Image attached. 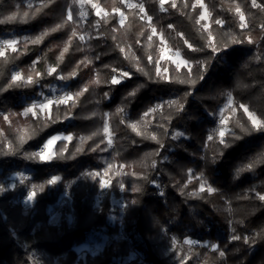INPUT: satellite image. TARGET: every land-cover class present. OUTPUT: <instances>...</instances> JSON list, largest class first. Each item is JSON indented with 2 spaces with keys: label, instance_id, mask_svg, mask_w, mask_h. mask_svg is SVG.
I'll use <instances>...</instances> for the list:
<instances>
[{
  "label": "trees",
  "instance_id": "16d2710c",
  "mask_svg": "<svg viewBox=\"0 0 264 264\" xmlns=\"http://www.w3.org/2000/svg\"><path fill=\"white\" fill-rule=\"evenodd\" d=\"M139 1L152 17L151 25L157 29L151 41L147 39L151 26L146 19H141L143 13L138 8H128L122 0H94L109 15L97 16L89 6L85 23L79 15V6L72 0H0V20L16 16L14 21L0 24V38L12 33L21 37L17 52L7 50L0 57V86L6 87L15 71L26 77L34 61L35 70L42 74L35 77L32 73L39 80L32 86L0 91V185L15 172L24 169L30 172L14 189L0 193V264H35L30 256L34 249L51 256L65 255L61 257V264H112L116 257L128 256L132 250L138 253L134 264H264V201L255 196L256 192L264 194V163H258L253 171L236 174L242 164L264 158V131H255L247 114L239 108L244 104L264 120V11L253 7L252 0H204L211 13L208 30L217 43L223 45L233 36L245 41L251 36L253 43L231 44L217 53L207 47L193 52L184 40L201 47L206 44L207 36V31L201 29V21L197 23L201 7L192 8L195 0H187L188 7L184 6L185 0H176V8L167 2L164 4L167 11L160 10L159 0ZM256 3L264 5V0ZM237 5L245 16L247 27L243 29L238 26L243 22L235 11ZM113 8L123 11L126 19L122 26L119 13ZM69 9L72 21L50 32L40 44L29 42L25 48V37L34 38L62 23ZM24 13L28 16L26 22H21ZM216 19L223 20V25L215 24ZM73 30L77 32L76 37L71 36ZM86 30L91 34L81 41L79 35ZM160 33L168 46L180 50L193 62L190 78L196 81L194 86L172 82L187 80L189 74L187 68L177 69L170 60L163 62L167 71H161L169 79L155 75L162 47ZM69 40V51L61 62L57 58ZM117 45L125 48L128 58ZM133 54L137 59H132ZM148 56L152 62H148ZM82 60L91 63L85 67L80 64ZM195 61L208 65L203 80L199 79L200 70ZM136 64L152 78L138 72L133 66ZM50 66L57 67V73L47 75ZM113 68L128 71L130 77L117 85L107 83L113 75H118ZM73 70L77 71L75 77L58 78ZM96 79L101 82L90 83ZM59 81L67 82L73 93L85 85L88 91L79 97L70 112L72 102L58 108L53 105L56 123L40 114L29 115L23 118L24 127L17 129L13 120H3L6 113L21 117L27 101ZM137 88L136 95L129 97L128 93ZM227 93H231L232 107L236 109L229 117V130L241 139L226 134L224 139L231 146L224 148L218 144V136L214 135L212 141L207 137L215 132L214 113L227 101ZM170 100L183 103V111L177 112L175 106L169 108ZM158 104L165 107L144 118V113ZM120 107L125 109L123 113L117 112ZM138 121L139 131L144 135H137L128 127ZM237 121L249 132H243ZM105 123L110 127L113 144L103 163L100 157L107 144ZM161 124L165 127H159ZM58 132L70 134L73 139L59 140L52 160L24 158V153L38 151ZM176 132L184 135L174 140ZM151 133L156 134L160 143L145 138ZM21 134L26 138L23 144L19 140ZM29 135L31 139H27ZM62 146L66 147L63 160L58 158ZM77 148L81 151L77 152ZM93 148L96 150L92 151ZM220 151L222 156L218 155ZM5 152L15 154L4 155ZM73 155L74 158H67ZM101 170L107 174L110 184L99 206H95L102 191L101 178L86 173ZM201 174L218 192L200 191ZM54 176H60L61 180L47 184ZM33 184L37 185L35 206L25 215L22 204L14 203L13 198L18 193L26 195ZM68 185H72L71 200L62 205L60 222L52 224L49 206L57 202ZM113 194L127 201L122 226H111L108 222ZM245 196L248 198L244 199ZM104 228L124 236L113 239L96 256L87 255L85 261L79 259L75 247L84 244L91 232ZM255 233L261 235L251 244ZM232 235H240L241 240H231ZM245 236L250 238L251 246L243 242ZM187 239L207 244L188 245L184 243ZM212 244L218 245V249L213 250ZM221 250L225 252L224 257L219 256Z\"/></svg>",
  "mask_w": 264,
  "mask_h": 264
},
{
  "label": "snow or ice",
  "instance_id": "6c2138e0",
  "mask_svg": "<svg viewBox=\"0 0 264 264\" xmlns=\"http://www.w3.org/2000/svg\"><path fill=\"white\" fill-rule=\"evenodd\" d=\"M77 2L81 5V7H83V4L85 2H91V0H73V3H77ZM122 2H123V0H122ZM166 2H167V0H159L160 10L161 11H167V9L164 8V4ZM197 5H199L201 8H203V12L199 15V18L197 20V23H199L202 20L208 19L210 17L211 13L209 12L207 6L204 4V0H195V4L192 5V8L195 9V7ZM43 6H46V4L42 5V7ZM184 6L188 7L187 0H185ZM252 6L260 8L262 11H264V5L257 4L256 0H252ZM92 7L94 9H96V13L95 14L97 16H100L102 9L98 6V4L93 3ZM127 7L128 8H132V9L138 8L139 12L143 13V16H141V19H145L146 18L148 23H149V25L151 26V35H149L147 37V39L149 41H151L152 37L157 35V29H156L155 26L151 25L152 17L150 15H148L147 12L145 11L143 3H140V4L128 3ZM171 7L172 8H176L177 7L176 0H171ZM37 11H39V9H37ZM113 11L119 13V16H120L119 23L122 26L124 24V22H125V19H126L124 13L122 11H120V9H118V8H113ZM235 11H236V13L239 14V20L241 22L245 21V16H244L243 12L241 11L239 5L236 6ZM79 15H80L81 18H85L87 16V12L81 11L79 13ZM104 15L108 16L109 14L107 12H105ZM27 16H28V13H24L23 17H21V22H26L25 18ZM15 19H16V16L14 14L12 16L6 17L5 20H0V24L6 23V22H12ZM72 20H73L72 10L69 9L68 12H67V19L65 21H63L62 23L55 25L50 30H45L39 36H36L34 38L25 37L24 41H23L25 48H27V44L29 42L32 43V44H40L43 41V39L50 34V32H56V31L62 29L69 21H72ZM214 22L217 25H223V23H224V21L221 20V19H216ZM97 24H99V21H97ZM238 26L243 29V28L247 27V24L246 23H240ZM168 27L172 28L173 25H169ZM262 27H264V26H262ZM209 28H210L209 24L201 25V29L203 31H207V36L205 37L206 44L204 46L194 47L191 43L188 42V40H184V44H186L187 47L189 49H191L193 52L204 51L205 47H207V48H211L213 53H217V52L223 51L224 48L229 47L231 44H240V43H244V42L253 43V40H252L251 36H248L246 38V41L243 38L242 39H237L235 36H233L231 41H227L223 45H220L219 43L216 42L215 36L213 35L212 31L208 30ZM142 34L143 33H141V35ZM159 35H160V39H161L162 44H166V41L164 40V37H163V33H160ZM178 35H182V34H178ZM71 36L72 37H76L77 36V32L75 30H73L72 33H71ZM79 39L81 41H83L85 39V36L84 35H79ZM112 39L115 40L116 37L113 36ZM19 43H20V41H17L16 39H6V40L0 41V57H3L5 55L6 49H11V51L14 52V53L17 52L18 51L17 45ZM70 45H71V40L67 41L66 45L63 47V51L60 53L59 57L57 58L61 62L64 59V54L69 51V46ZM117 47H119V50H120L121 53H125V48L124 47H120L119 45H117ZM149 47H151V45H149ZM167 51H168V49L165 48V47H161L160 48L161 55L158 57V60L156 62V67H155V75L157 77H160L161 79H165V80H168L169 77H167L166 75H163L161 73V70H160V67H159V60H162V59L173 60L172 56H167ZM125 56H126V58H128L126 53H125ZM174 56L175 57H180L179 51L175 52ZM132 59H137L134 54L132 56ZM148 62H152V57L151 56H148ZM173 62L176 64L177 69H179L180 67L187 68L188 74H189V79H187V80H177V81H172V82L189 83V84L194 86L196 81L192 80L190 78L191 72H192V67H193V62H191L189 60H186V59H183V58L173 60ZM35 63H36V61L33 62V66L31 68V72L26 77L21 72H17L15 74H13V76L11 77V82H9L6 87L0 86V91H7L8 89H11L13 87H28V86H32L35 83H38L39 80L38 79H34V76H33L32 73L35 74V77H40L42 74L35 70ZM88 63H91V61L82 60L80 62V64H83L85 67H87ZM194 63H195V66L200 70L199 79L203 80L204 79V73L207 72V67H208L207 63L206 62H202V61H195ZM133 66L136 67V70L138 72L142 73L145 76H148L149 79L152 78L150 76V74L147 71H145L142 67H140L138 64L133 65ZM77 68H79V65H77ZM112 71L114 73L118 72V75H113L111 77V79L109 81H107V83H109L111 85L120 84L122 79L130 77V73L128 71H119L118 69H115V68H113ZM166 71L167 70L165 69V72ZM54 73H57V67H55V66L48 67L46 74L47 75H53ZM76 75H77V71L73 70L72 72H70L67 75H58V78L61 79V80H68V79H70L72 77H75ZM100 82L101 81L99 79H96L94 81H91L90 83L99 84ZM140 87H143V85H141ZM87 91H88V85H85L82 88V90L77 91L75 94L65 93V94H63V95H61L59 97H56L54 100L53 99H46V102L33 103L29 107L25 108L23 113H20V115H23V116L27 117L31 113V115L33 117H36V116H38L37 110H39L40 113H46L47 114V116L45 117V119L47 121H49L51 123H56L57 120L54 119L53 116H52V106L56 105L57 108H58L60 105L68 106L69 102H72L70 107H69V112H70L71 108L75 107L76 103H78L79 97L83 96L84 93L87 92ZM138 91H139V88L134 89V90H132L131 92L128 93V96L129 97H134ZM189 94L190 93H187L186 95H189ZM104 95H105V97H107L108 93H105ZM227 96H228V103L226 105V108L232 109V112L235 113L236 109L232 107L233 98H232L231 93H227ZM167 106L169 108H172V107L175 106L177 112L183 111V109H184V104L181 103L178 100H170V101H168L167 102ZM164 107H165L164 104H158L156 106H153V107L149 108L144 113V118H146V117H148V116H150L152 114L157 113L158 110H162ZM239 108L243 109V112L247 114L248 120L251 122L252 127H253V129L255 131H264V120H260L254 113L249 112L248 107L246 105H244V104H240ZM124 111H125V109L123 107H120V108L117 109L118 113H123ZM10 115H17V114L16 113H12ZM93 115H96V114L93 113ZM220 116H221V123L223 125H226L227 124V119L224 117V112L223 111H221ZM65 118H68V114L67 113H66ZM167 119L170 120L171 116L167 117ZM3 120L4 121H9V116L8 115H4L3 116ZM139 123H140L139 121L136 122V123H130L128 125V127H130L133 131H135L137 133V135H144V133L139 131V128H138V124ZM148 123H150V121ZM237 126L240 127L243 132H245V133L249 132V130L247 128H245L242 124H240L239 121H237ZM159 127L164 128L165 125L161 124V125H159ZM103 131H104V133L108 134V136H109L108 145H111L112 144L111 132L109 130V126H108L107 123H105ZM226 134L232 135L233 138L236 139V140L241 139L240 136H236L235 132H231L226 127H223V128L218 129V130H215V132L213 134H210L207 137V139L209 141H212L214 139V135H216V136H218V144L219 145H223L224 148H228V147L231 146V143L225 141L224 137H225ZM93 135H95V133H93ZM183 135H184V133H182V132H176L175 135L172 137V139H174V140L178 139L179 137H181ZM31 138H32L31 135H29L27 137V139H31ZM145 138L146 139H152V140H155L157 143H160V141L157 139V136H156L155 133L148 134V135L145 136ZM72 139H73L72 135H55V136H52L51 138H49L43 144V146L40 148L39 151L31 152V153H27V152L24 153V158L27 159V160L50 161V160H52L54 158V155H53V152H52V146L59 140H64V141L70 142V141H72ZM83 139L84 138L81 137V140H83ZM88 139H91V137H88ZM19 140H20L21 144L26 142V138H25V136L23 134L20 135ZM97 147H99V145H97ZM95 150H96L95 148L92 149V151H95ZM64 151H66V147L62 146L61 147V154L58 157L61 160L66 158L63 155ZM79 151H81V149L77 148V152H79ZM3 154L4 155H9V154H15V153L14 152H5ZM156 154L158 155L159 152H157ZM218 155L222 156L223 155V151H220L218 153ZM67 158H69V159L74 158V155L72 157H67ZM214 161H215V158H214ZM258 163H264V158H260V159L254 158V159L250 160L249 162H247L246 164H242L237 169V173H236L237 176H239L244 171H253L254 167ZM153 166H155V162H153ZM189 174H191V170H189ZM18 175L23 177V174H18ZM86 175H89V176L95 178V177L99 176L100 173H98V172L97 173H86ZM199 179L202 181L201 184H200V191L201 192H203L205 190L208 193L218 192V189L212 187L211 185H208L207 180L203 177V174H201ZM60 180H61L60 176H54L50 180H48L46 183L47 184H56ZM21 182H23V179L21 180ZM206 185H207V187H206ZM107 186H108V182L107 181H101V187H107ZM12 187L14 188L15 185L13 184ZM39 187H40V190L43 191V185H41ZM36 188H37V185L33 184L32 185V190H30L29 193H28L26 203L34 201V199L36 197ZM133 190L134 191H140V189H138V188H134ZM4 191H6V189L4 188L3 185H0V193H2ZM252 191H255V189H253ZM161 195H163V192H161ZM255 196H256V198L258 200L264 201V194H261L260 192H256ZM243 198L247 199L248 197L245 196ZM133 203H135V201H133ZM241 223H242V221H241ZM232 231H233V233H235V231H236L235 228H233ZM260 235H261L260 233H255L254 236L251 238V244H254L256 242L255 237L256 236H260ZM262 238H264V237H262ZM231 240H241V236L240 235H232L231 236ZM243 242L245 244H249L251 246L249 237H247V236L243 237ZM184 243L188 244V245H194V244H196L198 242L194 241V240H191V239H188V240H185ZM210 247L213 250H217L218 249V245H216V244H212V245H210ZM219 256L220 257H224L225 256V252L222 251V250L219 251ZM185 264H186V262H185Z\"/></svg>",
  "mask_w": 264,
  "mask_h": 264
},
{
  "label": "rangeland",
  "instance_id": "374dc122",
  "mask_svg": "<svg viewBox=\"0 0 264 264\" xmlns=\"http://www.w3.org/2000/svg\"><path fill=\"white\" fill-rule=\"evenodd\" d=\"M123 2L126 5L128 3H136V4H140L141 3L139 0H123ZM167 2H171V0H167ZM93 3H96V2H94V0H91V2H85L83 4V7H81V5L78 2L75 3V4H77L79 6L80 12L81 11L87 12V16L85 18H82L83 19V23H85L87 21V19L89 17L88 16L89 6H92ZM204 4H205V2H204ZM98 6L102 9L100 16H104V13L107 12V11L104 8H102L99 4H98ZM95 12H96V9H95ZM202 12H203V8H201V13ZM243 23H245V21H243ZM201 24L202 25H205V24H209L210 25L211 24V15H210V17L208 19L202 20ZM90 34H91V31L90 30H86V32H84L82 34V35L85 36L84 40H86L89 37ZM6 39H16L17 41H20L21 37L19 35L15 34V33L6 34L5 36L0 38V41L6 40ZM17 47H18V45H17ZM162 47H165V48L168 49L167 56H172L173 60L180 59V58L186 59L182 55L180 50L173 49L172 47L168 46L167 42H166V44H162ZM7 50H11V49H6V51ZM177 51H179L180 57H175L174 56V53L177 52ZM165 60H168V59L160 60V70L162 72H165V68L163 67V62ZM173 60H170V61L173 62ZM17 72L18 71H15L14 74L17 73ZM124 79H122V81H124ZM65 93L75 94V93H73L72 91L69 90L67 82L59 81L57 83L52 84L46 90L45 89L40 90V92L36 96L32 97L30 101L26 102V107L25 108L29 107L33 103L46 102V99H53L54 100L56 97H59V96L65 94ZM227 103H228V98H227V101L225 102V104H223L221 107H219L218 110L214 113V117H215V119L217 121V126H216L215 130H218V129L223 128V127H226L227 129H229V124L228 123H229V117L232 114V109L226 108ZM24 109L22 110L21 113H23ZM221 111L224 112V117L227 119V124L226 125H223L221 123V116H220ZM37 112H38V115L40 114L42 116H47L46 113H40L39 110H37ZM249 112H252V111L249 110ZM252 113H254V112H252ZM4 115H8L9 116V113H6ZM29 115H31V113ZM23 118H25V116H23V115H21V117H19L17 115L9 116V120L11 119V120L14 121V124H15V126H17V129H22L24 127V119ZM109 130H110V127H109ZM110 132H111V130H110ZM55 135H70V134H66L65 132H58ZM55 135H52V136H55ZM51 137H49V138H51ZM108 139H109V136L107 134V144L103 148L102 154H101V157H100V159H101V161H103V163H106L107 157H108L107 156V152L111 149L112 144H113V140H112V144L108 145ZM111 139H113L112 138V133H111ZM56 143L52 146L53 155H54ZM42 146H43V144L39 147L38 151L40 150V148ZM99 173H100L99 176L101 178V181H107L108 182V186H109L110 182H109L108 176L104 172V170H101V172H99ZM18 174H23V177H21ZM29 175H30V172H29L28 169H24V170H21L19 172H15V173L11 174L9 179L6 180L4 182V184H2V185L4 186L6 191L14 189L16 187V185L18 183H20L21 180L24 177H28ZM13 184L15 185L14 188L12 187ZM107 187H102L101 193L96 198L95 206H99L101 198L104 195ZM72 192H73L72 191V185H70V186L68 185L66 187V189L60 194L57 202L54 203L53 205L49 206L48 211L50 213V222L52 224H58L60 222L61 207H62L63 204H65V203H67L68 201L71 200ZM28 193L26 195H24V196H22L21 193H18L13 198V202L14 203H21L22 204L23 212H24L25 215H29L33 211L34 206H35V199L32 202H27L26 203ZM112 205H113V210H112V213L110 214L109 219H108L109 225H111V226H115V225L122 226L123 225V218H124V209H125V206L127 205V201H126L125 197H123V196L122 197H117L115 194H113L112 195ZM123 236H124L123 233H119V234L118 233H109L107 231V228L98 229V230H95L94 232H91L89 234V236H88L87 241L84 244H82V245L76 246L75 249L78 252L79 259H81L82 261H85L87 255L96 256L97 254L101 253L104 250L105 246H107L113 239H119V238H121ZM194 241H196V240H194ZM196 244L206 245L207 243L198 242ZM23 249L25 250V246L24 245H23ZM30 256L33 259L35 264H61V257H65V255H63V256H51L50 254H48V253H46L44 251L38 250V249H34V250L30 251ZM137 257H138V253L135 250H132L128 256L116 257L112 264H134V262L136 261ZM76 264H80V263L77 262Z\"/></svg>",
  "mask_w": 264,
  "mask_h": 264
}]
</instances>
